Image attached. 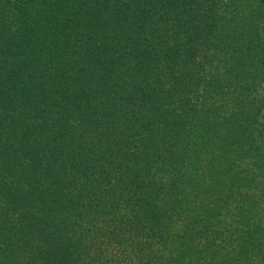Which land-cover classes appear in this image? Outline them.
Returning <instances> with one entry per match:
<instances>
[{"label": "trees", "instance_id": "1", "mask_svg": "<svg viewBox=\"0 0 264 264\" xmlns=\"http://www.w3.org/2000/svg\"><path fill=\"white\" fill-rule=\"evenodd\" d=\"M0 264H264V0H0Z\"/></svg>", "mask_w": 264, "mask_h": 264}]
</instances>
